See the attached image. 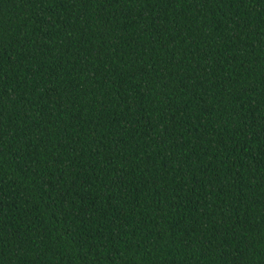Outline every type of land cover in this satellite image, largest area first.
Wrapping results in <instances>:
<instances>
[{
    "label": "trees",
    "instance_id": "obj_1",
    "mask_svg": "<svg viewBox=\"0 0 264 264\" xmlns=\"http://www.w3.org/2000/svg\"><path fill=\"white\" fill-rule=\"evenodd\" d=\"M0 264H264V0H0Z\"/></svg>",
    "mask_w": 264,
    "mask_h": 264
}]
</instances>
